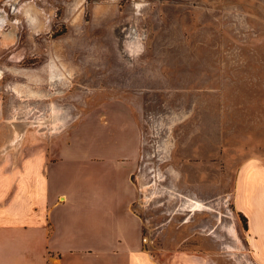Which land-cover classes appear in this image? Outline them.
<instances>
[{
	"label": "rangeland",
	"instance_id": "obj_1",
	"mask_svg": "<svg viewBox=\"0 0 264 264\" xmlns=\"http://www.w3.org/2000/svg\"><path fill=\"white\" fill-rule=\"evenodd\" d=\"M0 100L11 150L57 149L126 101L142 246L253 264L233 193L242 161L264 160V0H0ZM107 119L75 146L113 148Z\"/></svg>",
	"mask_w": 264,
	"mask_h": 264
},
{
	"label": "crops",
	"instance_id": "obj_2",
	"mask_svg": "<svg viewBox=\"0 0 264 264\" xmlns=\"http://www.w3.org/2000/svg\"><path fill=\"white\" fill-rule=\"evenodd\" d=\"M93 113L105 123L108 115L115 126L123 125L114 147L95 154L74 144L86 134L83 125ZM57 138V149H0V264H214L196 252L177 249L156 256L142 246L132 179L140 133L129 103L105 102ZM233 201L245 216L253 264H264L260 157L239 165Z\"/></svg>",
	"mask_w": 264,
	"mask_h": 264
},
{
	"label": "bare ground",
	"instance_id": "obj_3",
	"mask_svg": "<svg viewBox=\"0 0 264 264\" xmlns=\"http://www.w3.org/2000/svg\"><path fill=\"white\" fill-rule=\"evenodd\" d=\"M196 203H198V202H196Z\"/></svg>",
	"mask_w": 264,
	"mask_h": 264
}]
</instances>
